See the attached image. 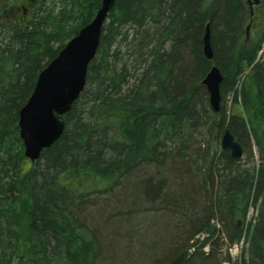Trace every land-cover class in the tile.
I'll list each match as a JSON object with an SVG mask.
<instances>
[{"label": "trees", "instance_id": "1", "mask_svg": "<svg viewBox=\"0 0 264 264\" xmlns=\"http://www.w3.org/2000/svg\"><path fill=\"white\" fill-rule=\"evenodd\" d=\"M63 1L53 15L38 0L29 18L0 0V264H217V230L264 264V0L252 16L245 0H116L60 138L30 164L18 112L101 4ZM212 66L218 114L200 83ZM226 128L243 153L256 148L257 167L213 151ZM203 233L211 250L189 254Z\"/></svg>", "mask_w": 264, "mask_h": 264}, {"label": "water", "instance_id": "2", "mask_svg": "<svg viewBox=\"0 0 264 264\" xmlns=\"http://www.w3.org/2000/svg\"><path fill=\"white\" fill-rule=\"evenodd\" d=\"M115 1L101 0L92 21L81 28L39 73L30 97L19 110V137L23 143L24 156L31 162L38 160L41 152L60 138L64 130L61 117L68 113L84 90L88 65L96 55L103 24ZM202 42L203 54L211 60L213 53L209 25L205 28ZM221 82L222 75L215 66L201 81L214 112L220 110ZM221 149L228 151L235 160L243 155L241 145L228 129L223 133Z\"/></svg>", "mask_w": 264, "mask_h": 264}, {"label": "rangeland", "instance_id": "3", "mask_svg": "<svg viewBox=\"0 0 264 264\" xmlns=\"http://www.w3.org/2000/svg\"><path fill=\"white\" fill-rule=\"evenodd\" d=\"M22 1L23 0H21V2ZM43 1H45V7H46L45 10L50 9V11L53 12V15H57L64 8L67 10L71 8L69 3H65L63 0H43ZM37 3H38V0L35 1V3L33 4V7L34 5H37ZM8 16H10V13L8 14ZM72 24L73 23L71 22V25ZM235 97H236L235 92H231L226 96L225 102H224L226 112L230 108L231 102ZM221 105H223L222 98L220 101V106ZM208 136L210 140V137L212 136V134ZM211 146H212L213 151L216 150L219 152V149L221 150V136H219L218 140L214 138V141H212ZM2 155L3 153L0 152V157ZM24 162L28 163V160L24 159ZM259 163H260V159L256 152V148L252 146L251 155H249V152H246V153L244 152L242 158L239 161H237L236 167L239 169H247V168L249 169L251 167L255 168L258 166ZM24 166L25 164L23 163V167ZM221 167L222 165H220V168ZM258 209H259L258 207L257 208L252 207L251 209H249L246 215L247 222L252 221L253 223L257 219ZM215 222H217V220L211 221V223H215ZM208 236L204 233L202 235H197L192 239L193 240L192 245L194 246L193 252L194 251L197 252L201 250V252H203L204 255L209 253V251L211 250V245L209 241L211 239H209ZM218 236L220 237V234L218 235V230H217V233H215V237H218ZM217 245H219V248L217 247L216 253L214 255L215 257L214 261L217 262V264H251L250 262L251 255L248 251L249 240L238 241V242H235L233 245L229 246V243L226 241V239H223V241L222 239H220ZM198 255L199 254H196L197 257H199Z\"/></svg>", "mask_w": 264, "mask_h": 264}, {"label": "bare ground", "instance_id": "4", "mask_svg": "<svg viewBox=\"0 0 264 264\" xmlns=\"http://www.w3.org/2000/svg\"><path fill=\"white\" fill-rule=\"evenodd\" d=\"M203 43V42H202ZM261 56H264V52H262V51H260L259 53H258V58L259 57H261ZM246 72V71H245ZM245 72H243L242 74H239V78H241L242 77V75L245 73ZM247 72H250V71H247ZM79 99V98H78ZM26 103V102H25ZM211 108V107H210ZM212 109V108H211ZM213 111V110H212ZM220 111H218V112H214L213 111V113H215V114H218ZM228 128H226L225 130H227ZM224 130V131H225ZM211 224H213V225H215V227L217 228V229H219L220 228V224H219V222L217 221V222H215V223H211ZM218 226V227H217ZM204 234V233H203ZM207 236H208V234L207 233H205ZM200 235H202V234H200ZM215 236V235H214ZM209 238L211 237V236H208ZM220 237L222 238V239H227L226 238V236H224L223 234H220ZM192 242H193V240L191 239L190 240V242H189V245H190V247H189V250H188V253L189 254H192L193 253V248H194V246L192 245Z\"/></svg>", "mask_w": 264, "mask_h": 264}, {"label": "flooded vegetation", "instance_id": "5", "mask_svg": "<svg viewBox=\"0 0 264 264\" xmlns=\"http://www.w3.org/2000/svg\"><path fill=\"white\" fill-rule=\"evenodd\" d=\"M35 1H36V0H23V1H22V4H23L22 9H24V15H23L24 17H27V16H28L29 8L33 6V4L35 3ZM0 6H1V4H0ZM1 8H2V7H1ZM12 14H13V13H11V15H12ZM18 14H19V9H17V10L15 11V14H14V15L18 16Z\"/></svg>", "mask_w": 264, "mask_h": 264}]
</instances>
